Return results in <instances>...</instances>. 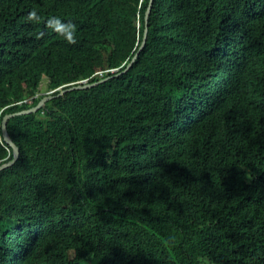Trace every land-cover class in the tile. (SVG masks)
I'll list each match as a JSON object with an SVG mask.
<instances>
[{"label": "trees", "instance_id": "1", "mask_svg": "<svg viewBox=\"0 0 264 264\" xmlns=\"http://www.w3.org/2000/svg\"><path fill=\"white\" fill-rule=\"evenodd\" d=\"M148 6L0 0V165L42 76L110 78L9 120L0 264H264V0H155L122 74Z\"/></svg>", "mask_w": 264, "mask_h": 264}, {"label": "water", "instance_id": "2", "mask_svg": "<svg viewBox=\"0 0 264 264\" xmlns=\"http://www.w3.org/2000/svg\"><path fill=\"white\" fill-rule=\"evenodd\" d=\"M154 3V0H149V8L146 12V17H145V20H146V25H147V19H148V15L150 13V10L152 8V5ZM147 35H148V27L146 26L145 27V30H144V35H143V42L136 54V56L132 59V61L129 63L127 69L125 71L122 72L125 73L126 71H128L131 66L133 65V63L135 62L137 56L139 55V53L143 50V48L145 47L146 45V41H147ZM121 74V73H120ZM110 78H105L101 81H99L98 83L96 84H85V83H79L77 85H73L71 86L70 88L68 89H64L62 91L59 92V94L54 97V96H48V97H45L43 98L37 106L33 107L32 109H29V110H25V111H21V112H18V113H15V114H6L3 119H2V138H3V141L8 144L12 150H13V159L12 161L8 162V163H5V164H2L0 165V172L4 171L5 169L9 168V167H12L16 161L19 159V156H20V151H19V148L18 146L13 142V140L11 139L10 135H9V132H8V128H7V125H8V122L10 119H12L14 116L16 115H30V114H33V113H36L38 110H40L41 108L45 107V104L47 102H49L50 100L54 99V98H57V97H61V96H64L66 93L70 92V91H73V90H82V89H90V88H93L95 85H99L107 80H109Z\"/></svg>", "mask_w": 264, "mask_h": 264}, {"label": "clouds", "instance_id": "3", "mask_svg": "<svg viewBox=\"0 0 264 264\" xmlns=\"http://www.w3.org/2000/svg\"><path fill=\"white\" fill-rule=\"evenodd\" d=\"M142 1H144V0H141V3H142ZM155 1V0H154ZM154 4V3H153ZM153 6V5H152ZM140 7H141V4H140ZM148 8H149V6H148ZM152 9V8H151ZM148 10V9H147ZM147 12V11H146ZM150 12H151V10H150ZM30 15V17L31 16H35V12H33V13H30L29 14ZM149 15H150V13H149ZM149 15H148V19H149ZM145 17H146V15H145ZM148 19H147V21H148ZM146 21V20H145ZM136 24H137V28L139 29L140 28V23H139V17H138V19H137V21H136ZM147 26V25H146ZM118 70H113V71H111V72H113V73H115V72H117ZM99 75L100 76H102V73H99ZM93 77H96V75L95 76H93ZM101 80H103V79H101ZM100 80V81H101ZM82 83H85V84H89L90 83V79H87V80H83V81H81ZM81 82H78V83H76V84H72V86L73 85H77V84H79V83H81ZM90 84H96V83H90ZM64 89H68V88H70L71 86L70 85H64V86H62ZM60 88V87H59ZM59 88H57V89H55V90H50L49 89V93L48 94H46L43 98H45V97H48V96H54V97H56L58 94H59V92H60V89ZM58 92V94L57 95H55L56 93ZM42 98V99H43Z\"/></svg>", "mask_w": 264, "mask_h": 264}, {"label": "rangeland", "instance_id": "4", "mask_svg": "<svg viewBox=\"0 0 264 264\" xmlns=\"http://www.w3.org/2000/svg\"><path fill=\"white\" fill-rule=\"evenodd\" d=\"M42 78L43 79L41 80L40 85H39L40 86V94L39 95L40 96L42 95L44 97L46 94H48L50 92L49 88H48L49 79L46 78L45 76H42ZM59 89H60V91L64 90L63 87H60ZM89 262H90V260L88 261L87 264H89Z\"/></svg>", "mask_w": 264, "mask_h": 264}, {"label": "bare ground", "instance_id": "5", "mask_svg": "<svg viewBox=\"0 0 264 264\" xmlns=\"http://www.w3.org/2000/svg\"><path fill=\"white\" fill-rule=\"evenodd\" d=\"M4 142V141H3Z\"/></svg>", "mask_w": 264, "mask_h": 264}]
</instances>
